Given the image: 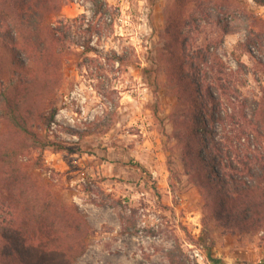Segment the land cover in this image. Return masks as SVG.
Wrapping results in <instances>:
<instances>
[{
    "label": "rangeland",
    "instance_id": "obj_1",
    "mask_svg": "<svg viewBox=\"0 0 264 264\" xmlns=\"http://www.w3.org/2000/svg\"><path fill=\"white\" fill-rule=\"evenodd\" d=\"M51 22L66 35L40 77L43 94L27 105L55 116L48 124L36 115L40 142L19 160L88 225L86 252L73 264H264V225L240 232L206 208L208 139L192 131L201 103L188 59L208 55L197 65L224 119L234 107L248 119L257 110L264 125V7L63 0ZM6 63L1 56L0 78ZM211 129L226 145L229 120ZM243 143L233 145L243 152ZM61 256L45 264H69Z\"/></svg>",
    "mask_w": 264,
    "mask_h": 264
},
{
    "label": "trees",
    "instance_id": "obj_2",
    "mask_svg": "<svg viewBox=\"0 0 264 264\" xmlns=\"http://www.w3.org/2000/svg\"><path fill=\"white\" fill-rule=\"evenodd\" d=\"M254 2L264 7V0ZM62 4L63 0H0V57H6L8 66L7 76L0 78V264H45L57 255L73 264L87 249L88 225L78 207L59 198L19 160L40 142L33 128L36 115L48 124L55 116L53 112L45 118L27 103L43 94L40 77L52 66L53 45L66 35L64 26L51 22ZM207 58L202 50L188 56L190 69L197 72L191 79L201 103L192 131L208 139L202 145L207 152L200 154L208 169L201 186L212 199L206 208L230 229L231 224L240 232L259 229L264 225V125L257 110L250 119L236 107L234 114L222 117L221 98L210 93L212 86L206 88L200 77L203 70L197 63L204 65ZM227 120L232 130L223 138L224 145L216 141L211 126ZM234 141L244 142L245 150L239 151ZM34 255L39 263L29 261Z\"/></svg>",
    "mask_w": 264,
    "mask_h": 264
}]
</instances>
